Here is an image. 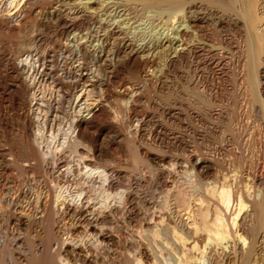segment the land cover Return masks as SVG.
Returning <instances> with one entry per match:
<instances>
[{
  "label": "rangeland",
  "instance_id": "1",
  "mask_svg": "<svg viewBox=\"0 0 264 264\" xmlns=\"http://www.w3.org/2000/svg\"><path fill=\"white\" fill-rule=\"evenodd\" d=\"M87 1L0 3L5 12L15 13L22 6L18 11L25 14L10 29L0 19V264H13L12 253L15 259L19 258L17 264L66 262L57 260L56 250L43 251L36 246L41 239L53 243L55 190L68 183L75 188L77 181L85 177L95 195L94 187L99 181L96 171L108 165L136 177L139 183L132 191L145 202L136 198L139 217L123 222L117 214L118 226L104 224V230L113 229L121 240L137 235L152 239L151 230L156 226L161 229V236L154 242L161 249L162 261L173 260L185 253L170 235L174 223L157 216L151 223L152 212L173 208L187 216L190 208L205 206L209 207L208 218L212 220L213 210H223V206L210 190L219 192L229 184L256 195L258 205H253L251 214L258 238L243 255L232 253L226 264H264V188L253 185L248 176L245 178L256 164L264 172V94L257 93L255 85L259 78L264 85L263 72L258 71L264 70V0H115L108 9L77 16L75 7L86 6ZM57 12L74 19L76 26L65 31L55 16ZM194 16L200 21L192 24ZM222 17L227 19L222 22ZM112 25L120 30L111 32ZM183 26H189L185 34L181 31ZM75 39L84 40L85 47L76 50ZM162 42L170 45H161ZM104 44L101 56L99 49ZM137 44L141 47L136 57L125 61L126 51L118 48H135ZM79 70L96 85L84 86L86 82L78 80ZM71 79L77 82L76 86L57 85H65ZM28 82H32L30 87ZM100 82L106 85L101 88ZM27 91L37 100H28ZM133 92H138L135 107L128 109L126 101ZM42 95L53 108L45 141L58 144L57 149L64 155L65 162L58 171H45L37 165L41 160L39 143L24 130L25 119L31 118L36 131ZM98 100L107 108L97 117L98 123L94 119L90 129L85 128L87 131L78 129L74 120L80 116L81 104L92 107ZM156 125L162 126L164 134L156 139L148 137ZM73 126L79 132L72 139ZM141 149L162 154L166 159L162 163L153 161L143 156ZM190 155L207 159L211 163L209 171L195 170ZM176 158L183 163L177 164ZM83 159L90 162L91 174H85L83 164L78 165ZM70 165L74 171L67 181L66 168ZM160 169H173L172 177L163 184L156 178ZM127 181L124 179L111 194L116 196L125 190ZM17 187L26 189V196L48 194L45 208H37L29 196L20 197L32 214L22 226L7 223L10 207L2 198L9 192L14 195ZM187 197L191 198L189 202ZM41 214L46 220L44 231ZM71 223L67 220L64 225L65 239L95 237V232L85 231L82 224L78 231H71ZM190 240L185 247L190 248ZM118 252L127 258L123 263L135 264L133 248ZM68 262L74 264L72 260Z\"/></svg>",
  "mask_w": 264,
  "mask_h": 264
},
{
  "label": "bare ground",
  "instance_id": "2",
  "mask_svg": "<svg viewBox=\"0 0 264 264\" xmlns=\"http://www.w3.org/2000/svg\"><path fill=\"white\" fill-rule=\"evenodd\" d=\"M11 1L12 3L14 1L20 3V0H11ZM21 1L25 3L28 0H21ZM112 2H115V0H88L86 6H77L75 7V10L73 12L76 13L77 16L93 15L94 13H97L96 11L103 10L104 8L108 9L109 7H111L113 5ZM0 3H2V0L0 1ZM20 8H18V10H20ZM5 9L6 8H3V5L1 4L0 19L4 22V27L6 29L14 28V24L18 23L21 19H23L22 15L25 14H22V12H19L18 10L16 11L15 8H14V10L16 11L15 13L13 12L10 13L8 11L5 12ZM59 13L57 12L55 16L62 23V27L65 31L74 28V26H76L74 19L64 18ZM226 17H222L221 21L223 22L225 19H227ZM198 20L199 19L197 16L191 18L192 24ZM235 23H237V21ZM109 29L111 32H117L120 30L119 26L117 25H112L110 26ZM188 30H189V26L187 28L186 27L184 28L183 26V28L181 29L182 33L184 34ZM78 40L75 39L74 45L75 48H77L76 50L79 51L80 49L85 47V44H84V40L83 41L80 40L78 41ZM161 45L168 46L170 45V42L168 43L162 42ZM105 47L106 46L104 44L101 45L99 49L101 56H103ZM140 47L141 45L138 44L137 47L135 48L133 47V45L130 47L129 45L127 46L123 45L119 47L118 50L126 51L124 60L130 61L136 57L138 51H140L139 50ZM258 71L263 72L262 78L264 79V70H258ZM78 80H81V82L82 80L86 82L84 86L96 85V82L89 80L87 74L82 71L78 73ZM261 82L262 81L259 78L255 84L257 88V93L260 92V95L261 93L264 94V85H262ZM76 83L77 82L75 80L71 79L70 81L66 82V84L64 83L65 85H63L60 82L57 85H59V88L64 86L71 87L74 86ZM30 84H32V82H28L27 86L30 87L31 86ZM104 85H106L105 82H100L99 84L101 88L102 86L104 87ZM137 93L133 92L129 94V97L126 101V108L131 109L132 107H135L134 103L137 99ZM27 96H28V100L30 101L31 100L33 101L37 98L35 97V95L29 93L28 91H27ZM45 97L46 96L44 95L40 96L41 101H39L40 105L36 120V122L38 123L36 131H34V129L32 128L31 118L25 119L24 130L36 142L39 143L38 153L41 156V160L39 164L37 163L36 164L45 171H49V170L58 171V169H60L62 164L65 162V160H64V155L62 154L60 149H57L58 144H50L51 142L47 143L48 141L47 142L45 141V135H46L45 131L48 121L50 119L49 118L51 111L50 108H52L50 106V103L48 102L49 100H47ZM82 105L83 104H81L79 110L80 113L78 114L80 116L77 117V119H75L74 122L78 129H82V130L84 129L85 131H87L85 128L90 129L89 126L90 124H92L91 122H93L94 119H96L95 120L96 123L98 119L97 117L101 115V112L103 114V111H105L107 108L106 105L99 100L92 107L91 105H83V106ZM84 107L86 108L83 110H86V112L82 110V108ZM167 110L169 109L167 108ZM76 127H74L72 130V136H71L72 139L78 135L79 131L77 132ZM108 131L110 132L112 130L109 129ZM163 131L164 129L162 128L161 125H156L155 127L149 130L148 137H154L155 139L159 138L161 137L162 135L161 133H163ZM135 132H136L135 134L136 137L140 135L139 127L136 128ZM65 139H64L65 143L68 142ZM69 139L71 138L69 137ZM141 152L143 153V156L145 155V157H148L149 159L156 162L162 163L166 159L165 158L166 156L162 154L161 155L154 154L150 152L148 149H141ZM189 160L192 162L193 164L192 167L195 168V170L198 169L201 172H207L211 168V163L207 159L204 158L197 159L194 158L192 155H190ZM182 161H183L182 159L176 158L177 164L181 165V163H183ZM82 164L86 168L85 174H91L92 170L88 168L90 162L87 161L86 159H83L78 163V165H82ZM261 169H260V165L256 164L252 170L247 171V173L245 174L246 175L245 178H247L248 176L247 179L251 181L253 185L261 186V188L263 186L264 188L263 185L264 172L261 171ZM73 171L74 168L72 167V165L66 168V173L68 174L67 181H69L70 176H73ZM172 171L165 169L157 170L156 178L158 177L161 180L160 181L158 179V181H160L159 183H161L162 181H167L170 177H172L171 176ZM96 172L99 181H98V185L94 187L95 195H93V193L90 190L91 187L93 189V186H91V184L88 186L86 185L85 177L81 178V180L79 179V182L77 181L78 186L75 188H72L70 183H68L65 186H57L55 190L54 200H53L54 219L52 222V229H51L53 238L50 241L53 243H49V242L45 243L44 240L41 239L36 246L38 250H43V251L50 249L56 250L55 256L57 260L58 261L66 260V262H64L63 264H71L70 262H68L69 260L74 261V264H125L128 261L123 263L124 261L122 262V260L124 258L120 257L121 253L118 252V250L122 248L134 249L135 264H226L232 253L235 252L236 256L237 254L243 255L244 253L249 251L252 246H254V243L258 238L257 237L258 235L255 233V228L253 226V222H254L252 220L253 214H251L253 213L251 212V210L253 209L252 207L256 203L254 198L256 195L254 194L255 196H253L249 193L243 192L240 189L233 188L232 185L230 186L228 184V186L223 187L219 192L216 189L210 190V193L212 195H217L219 197V200L221 201L223 206V210L217 208L213 210L214 212L212 216H214V218L211 217L212 220L208 218V216L210 215L209 214L210 209L209 207L204 208L205 206L203 208L201 206L200 207L195 206L190 208L189 214L187 216H184L179 211H177V209L175 210L173 208L165 209L164 211H160L158 214L156 213V211L152 212L150 218L151 223L155 222L156 216L160 217L161 220L163 221H169L174 223V226H172L169 229L170 235L177 244H181L183 246L185 252L181 257H176L173 260L162 261V258L160 256L161 249L154 242L156 238L161 236V229L157 228L156 226L152 228L150 234L153 240L144 237L143 235H137L136 237L131 239L127 238L121 240L113 229L106 231L102 226L104 224H110V225L115 224V226H118L116 219L118 217L117 214H120V218L123 219V222L132 221L137 217H139L140 209L137 208L136 198L140 199L141 197L139 198L138 196L139 194L137 195L132 191L136 189L135 184L139 183L138 181H136V177L129 174L128 172L123 171L122 168L120 169V167L118 168L114 165L104 166L101 169L97 170ZM92 179L89 180L90 183H92ZM124 179L128 180L127 181L128 185L125 186V188L126 187L127 188L125 190L120 191L116 196L111 194V191L117 188L118 186H120L124 181ZM167 182H165L164 184H167ZM134 185L135 188L132 189ZM262 191L259 192L262 193ZM27 192L28 191L26 189L17 187V191L14 195H12V192H9L2 197L7 202L9 207L12 209L11 210L9 208L10 213H8L7 216L8 219L7 223L10 222L17 226H22V225H26L29 222L30 218L32 217L30 208L29 207L26 208L24 204H22L20 201V197L22 196L25 197ZM27 196H29L31 203L35 201V205L37 208H40L42 206L44 208L46 207L48 202V194L45 195L38 194L36 196H30L28 193ZM143 199L144 198H141L140 200H142V202L144 203L145 201H143ZM190 200L191 198H189L188 202ZM248 202L250 203L248 204ZM192 203L193 201L191 202V204ZM255 205L258 204L256 203ZM41 218H42L41 228L44 231L45 230L44 224L46 222L44 214H41ZM67 220L72 221L69 227L71 231L73 232L78 231L80 229V225L82 224L86 226L85 231L92 229L95 232L94 235L95 237L92 238L87 237L80 239H74V238L65 239L63 237V232L64 230H66V227L64 225L66 224ZM118 221L120 220L118 219ZM155 224L156 223H154V225ZM13 233L14 232L11 231L10 235H12ZM12 238H14L13 235ZM189 238H191L190 243H192V245H190V248L185 247V243ZM4 239L2 237V241H5ZM13 241H14L13 244H15L17 240L14 238ZM19 242L22 243L21 240ZM112 244L118 246V248L119 247L121 248L116 250L117 248L116 249L113 248L111 246ZM169 250L173 252L172 248H170ZM12 254L10 255V260L14 259L13 264H17L18 261L17 259L19 258L17 257V259H15L14 258L15 256L13 257ZM124 260H127V258L125 257Z\"/></svg>",
  "mask_w": 264,
  "mask_h": 264
}]
</instances>
